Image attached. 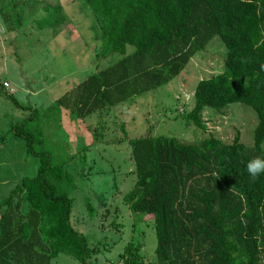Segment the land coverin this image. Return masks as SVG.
Segmentation results:
<instances>
[{
  "label": "trees",
  "instance_id": "obj_1",
  "mask_svg": "<svg viewBox=\"0 0 264 264\" xmlns=\"http://www.w3.org/2000/svg\"><path fill=\"white\" fill-rule=\"evenodd\" d=\"M84 1L99 17L98 54L121 57L57 98L50 107L56 112L65 107L85 117L167 85L221 37L224 70L198 82L185 117L206 129L205 108L220 112L244 103L258 117L253 145L239 134L232 142L215 136L199 143L168 135L131 138L136 180L124 200L132 211L153 217L156 264H264V173L252 181L246 169L249 160L264 157V0ZM47 9L41 28L57 30L66 15L60 6ZM7 95L30 112L12 131L40 165L0 203V264H51L60 254L91 264L100 246H91L71 220L77 183L64 164L73 156L46 146L36 126L46 111ZM87 206L93 213L89 200ZM141 248L129 243L124 264L142 263Z\"/></svg>",
  "mask_w": 264,
  "mask_h": 264
},
{
  "label": "rangeland",
  "instance_id": "obj_2",
  "mask_svg": "<svg viewBox=\"0 0 264 264\" xmlns=\"http://www.w3.org/2000/svg\"><path fill=\"white\" fill-rule=\"evenodd\" d=\"M47 6H60L66 15L57 30L41 28ZM101 43L99 17L84 0H0V203L40 165L38 156L28 154L26 140L12 131L30 112L18 107L7 95L11 93L21 103L46 111L36 125L46 146L73 156L64 164L77 183L71 193V220L91 246H100L91 264H124L121 255L131 242L142 244L140 264H156L154 219L132 211L124 200L136 180L129 140L151 134L189 143L209 136L232 142L239 134L242 142L253 145L258 117L252 107L237 102L220 112L205 108L206 129L186 120L198 82L224 70L227 49L219 35L167 85L85 117L65 107L51 110L57 98L120 59L119 54L99 55ZM51 264L81 263L60 254Z\"/></svg>",
  "mask_w": 264,
  "mask_h": 264
},
{
  "label": "clouds",
  "instance_id": "obj_3",
  "mask_svg": "<svg viewBox=\"0 0 264 264\" xmlns=\"http://www.w3.org/2000/svg\"><path fill=\"white\" fill-rule=\"evenodd\" d=\"M264 70V64L261 65ZM247 173L252 181H255L259 176L264 173V157H254L246 164Z\"/></svg>",
  "mask_w": 264,
  "mask_h": 264
},
{
  "label": "built area",
  "instance_id": "obj_4",
  "mask_svg": "<svg viewBox=\"0 0 264 264\" xmlns=\"http://www.w3.org/2000/svg\"><path fill=\"white\" fill-rule=\"evenodd\" d=\"M3 86H4L5 89H9V90L11 89L10 83L8 81H4L3 82Z\"/></svg>",
  "mask_w": 264,
  "mask_h": 264
},
{
  "label": "crops",
  "instance_id": "obj_5",
  "mask_svg": "<svg viewBox=\"0 0 264 264\" xmlns=\"http://www.w3.org/2000/svg\"><path fill=\"white\" fill-rule=\"evenodd\" d=\"M4 81H8V80H4Z\"/></svg>",
  "mask_w": 264,
  "mask_h": 264
}]
</instances>
